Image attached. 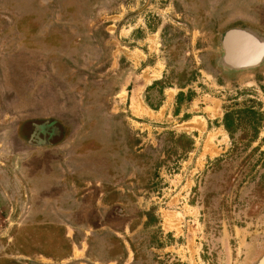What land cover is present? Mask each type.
<instances>
[{
  "label": "rangeland",
  "instance_id": "obj_1",
  "mask_svg": "<svg viewBox=\"0 0 264 264\" xmlns=\"http://www.w3.org/2000/svg\"><path fill=\"white\" fill-rule=\"evenodd\" d=\"M234 27L264 35V0H0V264H259L264 65L221 70Z\"/></svg>",
  "mask_w": 264,
  "mask_h": 264
},
{
  "label": "water",
  "instance_id": "obj_2",
  "mask_svg": "<svg viewBox=\"0 0 264 264\" xmlns=\"http://www.w3.org/2000/svg\"><path fill=\"white\" fill-rule=\"evenodd\" d=\"M221 64L230 71L253 70L264 65V35L250 28H235L223 36ZM264 264V256L259 260Z\"/></svg>",
  "mask_w": 264,
  "mask_h": 264
},
{
  "label": "flooded vegetation",
  "instance_id": "obj_3",
  "mask_svg": "<svg viewBox=\"0 0 264 264\" xmlns=\"http://www.w3.org/2000/svg\"><path fill=\"white\" fill-rule=\"evenodd\" d=\"M235 28H245V27H234V28H231L229 30H232V29H235ZM229 30H227L226 32H228ZM226 32H224L222 34L221 39H220V46L222 48V54L220 55L219 61H220V59L223 56V44L222 43H223V36H224V34ZM220 67L219 68L223 72H225V69L226 68L222 64L220 65ZM246 71H249V70L239 71V72L233 71V72L234 73L235 72L236 73H241V72H246ZM62 119H67V118H60V117H52V116H49V117L45 118V120L42 123L35 124V126H34V128H35V134H36L35 138L38 141V143H37L38 146L40 145V147H38L39 149L42 150V149L47 148V147L49 148V147L59 146L58 144H60L64 140V139H61L62 138V129L61 128H58L59 125L62 124V122H61ZM55 141H57V142H55ZM86 232H88V230ZM70 257L71 256H69V258Z\"/></svg>",
  "mask_w": 264,
  "mask_h": 264
}]
</instances>
